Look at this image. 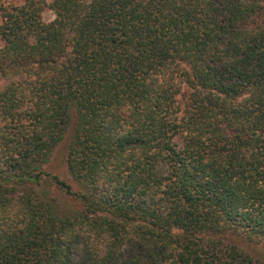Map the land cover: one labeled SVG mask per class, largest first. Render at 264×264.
Wrapping results in <instances>:
<instances>
[{"label": "trees", "instance_id": "obj_1", "mask_svg": "<svg viewBox=\"0 0 264 264\" xmlns=\"http://www.w3.org/2000/svg\"><path fill=\"white\" fill-rule=\"evenodd\" d=\"M5 1L0 264H264V0Z\"/></svg>", "mask_w": 264, "mask_h": 264}, {"label": "rangeland", "instance_id": "obj_2", "mask_svg": "<svg viewBox=\"0 0 264 264\" xmlns=\"http://www.w3.org/2000/svg\"><path fill=\"white\" fill-rule=\"evenodd\" d=\"M6 2H10L12 4H19L21 0H6ZM53 17L52 12L49 9H43L41 12V18L43 21H48ZM68 135L65 136L64 139H62L54 148L50 160L45 166L46 171L49 173L56 174L59 178L63 179L67 183L70 184L72 190H74L75 184L71 177L69 176L64 158H65V153H66V147L68 143ZM51 190L53 193L56 195V198L58 201H60L61 206L64 208L69 207V206H74V203L69 200V198L63 194V192L58 191L51 187ZM241 245L246 248L250 253H252L255 256H264V246L259 245V244H252L248 242H241Z\"/></svg>", "mask_w": 264, "mask_h": 264}]
</instances>
